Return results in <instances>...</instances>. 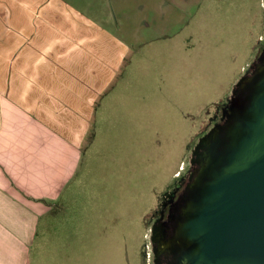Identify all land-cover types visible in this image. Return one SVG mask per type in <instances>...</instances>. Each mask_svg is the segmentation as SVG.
Masks as SVG:
<instances>
[{"label": "crops", "instance_id": "obj_1", "mask_svg": "<svg viewBox=\"0 0 264 264\" xmlns=\"http://www.w3.org/2000/svg\"><path fill=\"white\" fill-rule=\"evenodd\" d=\"M182 11L174 0H0V264H103L101 239L77 238L106 228L89 226L83 204L112 208L120 170L98 143L130 138L146 92L161 107L139 45L164 34L145 29L180 26Z\"/></svg>", "mask_w": 264, "mask_h": 264}, {"label": "rangeland", "instance_id": "obj_2", "mask_svg": "<svg viewBox=\"0 0 264 264\" xmlns=\"http://www.w3.org/2000/svg\"><path fill=\"white\" fill-rule=\"evenodd\" d=\"M140 1L132 0L134 4ZM174 1L187 15L180 26L145 29V37L164 34L161 41L139 45L151 54L146 62L141 60L143 82L164 90L161 107L153 106L157 93L146 92L150 106L145 110L138 106L131 113L137 118L130 138H107L98 143L111 147L107 150L111 164L120 170L110 180L113 196L106 197L112 198V208L83 204L80 214L93 219L89 226L97 221L98 228H106L96 234L81 230L77 238L86 237L85 244L101 239L103 264H145L146 244L151 249V217L174 195L183 177L191 181L194 173L189 175L188 170L201 154L199 144L227 118L238 83L244 74L254 71L264 53V7L259 8V1ZM260 3L264 6V0ZM135 12L137 22L141 13ZM178 17L171 12L170 19ZM128 27L131 29L130 23L124 26ZM170 31L173 34H165ZM140 70L143 74V68ZM70 246V250L75 247L72 242ZM55 264H61L57 256Z\"/></svg>", "mask_w": 264, "mask_h": 264}, {"label": "water", "instance_id": "obj_3", "mask_svg": "<svg viewBox=\"0 0 264 264\" xmlns=\"http://www.w3.org/2000/svg\"><path fill=\"white\" fill-rule=\"evenodd\" d=\"M257 63L199 144L170 239L179 264H264V53Z\"/></svg>", "mask_w": 264, "mask_h": 264}, {"label": "flooded vegetation", "instance_id": "obj_4", "mask_svg": "<svg viewBox=\"0 0 264 264\" xmlns=\"http://www.w3.org/2000/svg\"><path fill=\"white\" fill-rule=\"evenodd\" d=\"M261 7H264L262 3ZM263 49L264 46L262 50ZM196 167L197 164H195L194 167L189 166V175H191V173H194ZM187 183L188 178H186L185 176L181 179L180 186L176 188V192L174 193V195L171 198H168L164 205L159 206L156 209L155 215L151 217V264H179L180 253H178L177 251L173 252L170 246V239L175 234L177 224L181 218V208L184 207L187 201V198H179ZM142 251L144 253V247L142 248Z\"/></svg>", "mask_w": 264, "mask_h": 264}, {"label": "built area", "instance_id": "obj_5", "mask_svg": "<svg viewBox=\"0 0 264 264\" xmlns=\"http://www.w3.org/2000/svg\"><path fill=\"white\" fill-rule=\"evenodd\" d=\"M151 258H152L151 249L149 248V245L146 244L145 255H144L145 264H151Z\"/></svg>", "mask_w": 264, "mask_h": 264}]
</instances>
